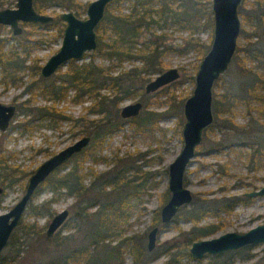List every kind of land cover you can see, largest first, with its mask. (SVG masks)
Instances as JSON below:
<instances>
[{"label":"rangeland","instance_id":"1","mask_svg":"<svg viewBox=\"0 0 264 264\" xmlns=\"http://www.w3.org/2000/svg\"><path fill=\"white\" fill-rule=\"evenodd\" d=\"M63 1L66 2L67 0ZM78 1L86 5L91 0ZM177 1L179 2L180 0ZM200 1L204 6L206 5L207 0ZM247 1L250 2V0ZM243 2L244 0H242L239 6L241 22L240 8ZM14 3L15 0H8L5 6H13ZM128 6L129 2L124 0L117 3L113 2L111 8L114 10L119 8L127 12ZM246 6L248 7L249 4H246ZM63 10L66 9L59 6H49L45 9L44 13L54 15ZM80 16L85 17L86 10ZM31 24L21 22L22 32L20 34H13L12 29L8 25H0V38H2L3 42L0 52L12 51L14 55L19 57L18 59H24V67L17 72L18 75L22 76V80L19 82L6 84L2 80L0 69V102L16 106L8 127L5 130H0V153L6 159L5 163L8 167L7 171L0 169V174L5 172L3 174L7 176L3 179L0 175V186L4 188L0 196V213L8 210L22 195L27 177L43 159L83 135L81 133L73 134V132L77 131V128L73 126V120L69 118L62 119L51 125L47 118H39L35 110L22 111L21 102L29 100L32 108L53 103L57 108L62 109L65 114H69L72 117H77L83 113L87 114V106L91 103V99L88 98H84L80 102L73 101L71 99L75 93V89L73 88L68 90L65 97L57 99L42 95L37 90H35L34 95H31L26 90L27 84L41 76L39 73H31V67L34 62L42 65L60 46L64 21L58 19L53 24ZM245 27L248 33L252 32L250 26L246 25ZM160 31L170 34L166 39V42L169 44H175V42L182 44L183 38L189 33V30L178 28V25H169L164 29L157 28L156 32ZM195 35L199 36L205 43L210 44L212 41V28L210 29L201 25L195 31ZM253 43L260 45L262 37L254 33L248 38L246 36H239L236 49H247ZM237 52L239 58H245L246 66H256V60L244 57L245 55L241 49L240 52L238 50ZM201 57L198 56L196 51L191 49L185 51H167L163 56L165 64L163 70L169 67H176L179 71V77L152 93H145V85L163 70L160 72L150 70L136 72L135 77L131 81L133 86H141L145 96L136 93L132 97L124 98L119 102L117 110L119 113L120 107L124 104L140 100L143 103L140 113L132 118H123L121 127L107 135L102 149L97 152V156L99 154L100 157L105 158L104 160H86L83 164L84 171L92 167V172L99 174L106 171L116 173L121 169H127V174L132 177L136 176V181L140 180V176L142 175L147 176L139 196L130 198L128 219L123 224L125 228L127 226L124 233L145 232V242H147L148 231L154 226L152 224L154 210H160L170 194L168 190L167 167L182 147L181 126L184 120L182 106L185 98L192 92L194 86V80H191L186 75H191L192 73L194 75L197 69L194 68V65L197 64L198 66ZM93 58L96 63L106 64L108 62L102 60L93 50L86 52L76 62L77 64H81L89 62ZM134 66H142V61L137 58L123 60L113 69L112 73L117 74L124 69ZM70 68L71 63L67 62L51 76L43 77L44 82L60 83L70 76ZM243 79L241 67L233 56L227 70L214 84L212 99L214 121L212 122V126L210 125L204 130L202 141L196 146V153L191 158L185 173V184L193 194L192 201L194 203L200 204L211 199H229L233 196L243 198L230 211L220 213L219 220L223 226L207 237L217 236L227 231L243 232L264 222V194L252 197L244 195L245 192L258 189L264 185V158L256 160L246 157V153L252 150L250 144L247 142L251 140L258 142L261 140L264 137V128L254 118L256 114L252 113V116L248 115L245 113L243 106H238L234 115V122L237 127L219 128L215 124V122L220 124L222 119H225L227 116L224 113H221L219 117L216 116L214 112L215 92L236 93L239 91ZM166 87H169L171 93H173L172 96L176 104H178L179 113H174V110L166 113L159 120L158 126L160 128L154 130L153 135L148 130H139L138 124L141 123L146 109L167 110V103L159 102V100H164V96H161L159 99L157 95L160 90ZM100 92L108 96L113 94L111 88H102ZM87 116L89 118L99 117L100 113H89ZM263 119L261 118L260 120ZM216 142L222 148H216L214 146ZM143 152H146V154L144 155ZM71 165L72 162L61 169L60 174L67 172ZM95 178L92 174V181ZM88 181L89 176L86 177V183ZM166 189L168 190V196L164 202H161L162 193ZM60 192L61 194L51 203L48 210L37 211L33 207L35 204H39L52 196L50 189H42L29 201L21 218L24 226H20L19 230H17L18 244L16 246L6 245L2 249L0 256H7L9 258L15 256L16 251L19 250V254L16 260L13 261V264H39L40 262L35 261V258L39 256L40 250L44 245H48L51 250L57 248L62 253L79 246L83 242L81 229L86 225L84 221L87 219H80L77 216L74 195L67 194L64 189H61ZM118 192L119 190L115 192L110 191V188L107 187L103 193L99 194L97 188H93L92 196L98 197L103 202L107 200L114 201V205H116ZM191 202L184 206L190 207ZM97 207V204H92V207L89 209V211H92V216L90 217L92 222L96 219L95 213ZM182 208L179 212L182 211ZM62 209H68L69 213L65 222L57 228L56 233L67 236V239L56 246L54 242L52 244L47 242L45 232L52 216ZM178 213L174 215L170 223L161 227L162 231L159 237H157L154 248L163 245L165 249L168 246L179 244V240L184 235L182 233L190 228L191 221L183 219V215H178ZM176 216L177 218L175 219ZM217 219L213 215H207L201 222L215 221ZM28 224H31V226H26ZM111 243L114 244L115 241ZM106 247V243L98 244L94 246V252L101 253ZM189 247L187 248L188 250ZM263 248V243L253 245L250 249L243 251V253L249 251V254H252L251 257L244 259L242 257H235L231 264H257L258 261H261V264H263ZM167 257L166 253L160 254L149 264H162ZM226 259H228V255L225 254L223 256L205 254L202 258H195L193 256L191 258L183 257L179 264H229L225 263ZM131 262V256L124 253L122 264H131Z\"/></svg>","mask_w":264,"mask_h":264},{"label":"trees","instance_id":"2","mask_svg":"<svg viewBox=\"0 0 264 264\" xmlns=\"http://www.w3.org/2000/svg\"><path fill=\"white\" fill-rule=\"evenodd\" d=\"M8 0H0V6L7 3ZM124 0H112L107 7L105 14L96 27L97 46L93 52L100 56L102 60L108 61L106 64L96 63L94 58L89 62L77 64L76 60H70L71 68L70 76L60 83H45L44 78L39 76L38 79L32 80L26 86L31 95L35 94V90L42 95L49 96L53 99L65 97L70 88L75 89L72 100L80 102L84 98L91 99V103L87 106V114H80L72 117L65 114L62 109L57 108L55 104L39 105L35 108L31 107L29 100L21 102L22 111H37L39 118H47L49 124L62 120H73V126L77 128L73 134L81 133L91 136L88 146L80 152L75 153L67 162L62 164L60 168L51 173L35 190L33 197L42 189H50L52 196L33 207L35 210H48L49 206L55 201L60 190L64 189L67 194L74 195L76 206V214L81 218H86V224L82 229L83 242L75 248L60 253L58 249L51 250L48 245H44L40 250L39 256L35 261L39 264H122L124 253L131 256V264H149L158 255L166 253L167 259L162 264H179L184 257L191 258V254L187 249L195 240L210 236L223 226L219 220L221 212H228L234 206L243 200L239 196H233L229 199H211L200 204L191 202L190 207L184 206L182 211L178 213L183 215V219L191 221L190 228L184 233L179 244L168 246L164 249L163 245L148 250L145 242L146 233H124L127 226L123 224L128 219L129 200L132 197H138L144 187L147 176H140V180L136 181V176L132 177L127 174V169H121L119 172L111 173L106 171L102 174L83 170V164L86 160L105 159L97 156V152L103 147V143L108 134L118 129L122 125L123 118L118 113L119 102L124 98L132 97L136 93L144 95L141 86H133L132 79L135 73L140 70H150L160 72L165 68L163 56L169 50H194L201 57L209 48L210 44L205 43L199 36L195 35V31L201 25L212 28L213 18L211 10V2L207 0L206 5L200 0H127L129 2L128 11L125 12L119 8L112 9L113 2H122ZM244 0L240 14L242 17L241 31L239 36L247 38L254 34L262 37V43L252 44L247 49H236L234 58L237 59L242 75L244 76L238 92H222L214 94V112L216 116L221 113L227 114L222 122L215 124L219 128L237 127L234 122V115L238 106L245 108V113L254 117L259 121V125L264 128V0ZM246 4H249L247 7ZM34 6L40 12H45L49 6H59L64 9L73 10L78 16L85 11V3L78 0H34ZM57 18V13L55 14ZM55 18V19H56ZM202 19V21H201ZM58 19L55 20L57 22ZM54 22V23H55ZM34 25V24H31ZM169 25H178V28L189 30L187 36L183 38V43L169 44L166 42L169 33L165 31L156 32L157 28L164 29ZM246 25L250 26L251 33L247 32ZM3 42L0 38V51ZM243 52L244 57L256 60V66H246L245 58H239L238 52ZM12 51L0 52V69L2 72V80L7 83H16L22 80V76L17 72L24 67V59H18ZM137 58L142 61V66H134L124 69L117 74H113V69L123 60ZM40 64L34 62L31 67V73L37 74L40 71ZM197 68V64L194 65ZM193 80V73L186 75ZM102 88H111L113 94L111 96L100 92ZM158 98L164 96V100L159 102L167 103V110H148L146 109L138 129L141 131L148 130L153 135V131L157 128L159 120L168 112L179 113L178 104L174 101L173 93L169 87H166L157 93ZM89 113L99 114V117L89 118ZM130 121V120H129ZM212 126V124H211ZM242 129V128H241ZM253 131V130H251ZM252 150L246 153V157L250 159L264 158V137L258 142L249 141ZM216 148H222L217 142L214 144ZM145 155L146 152H143ZM6 159L0 153V169L7 171L8 167L5 163ZM72 162L69 170L60 174V170ZM136 171L138 169L135 168ZM5 173V172H3ZM1 173L3 179L7 176ZM92 174L96 177L92 181ZM22 176V175H21ZM20 176V178H21ZM89 181L86 183V177ZM136 181V182H135ZM185 181V179H184ZM252 183V182H251ZM109 187L110 191H118V199L116 205L114 201H101L98 197L92 196V189L97 188L99 194L103 193ZM123 188L122 190H120ZM110 193V192H109ZM121 193V194H120ZM168 196L166 189L162 193L161 202ZM94 198V199H93ZM92 204H97L96 219L92 222L90 217L92 211L89 209ZM177 215V216H178ZM207 215H213L218 218L215 221L201 222ZM175 217V219L177 218ZM152 224L164 227L160 221V210L155 209L152 217ZM21 220L15 227L8 244L15 245L17 243V230L22 226ZM24 226V225H23ZM26 226H31L28 224ZM47 242L58 246L67 239L54 233L48 236L45 232ZM115 241L114 244L111 242ZM106 243L107 247L103 252H94V246ZM264 244V242H263ZM253 245H245L238 249L227 250L219 255H228L225 263L231 264L235 257L249 258L252 254L243 253ZM51 250V251H50ZM19 254L16 251L15 256H0V264H13ZM264 254V248H263ZM34 259V258H33ZM257 264H261L258 261ZM264 264V263H263Z\"/></svg>","mask_w":264,"mask_h":264},{"label":"water","instance_id":"3","mask_svg":"<svg viewBox=\"0 0 264 264\" xmlns=\"http://www.w3.org/2000/svg\"><path fill=\"white\" fill-rule=\"evenodd\" d=\"M34 0H16L15 7L0 8V23L12 27L14 34L22 30L19 21L49 23L53 16L38 12ZM112 0H91L86 5V16L79 17L72 10H64L59 17L65 21L61 44L40 68V75L48 77L68 60L81 59L86 52L97 46L96 27L104 16ZM242 0H211L213 18L212 41L201 57L194 73L192 92L185 98L182 106L183 123L181 126L182 147L175 158L168 164L169 197L160 208V221L163 226L171 222L174 215L193 199L191 190L185 184V173L191 158L195 155L196 146L202 141L203 133L214 121L212 99L214 84L227 70L236 52L237 40L241 31L239 6ZM179 71L169 67L158 73L145 85V93H152L160 87L176 80ZM143 103L134 100L119 109L122 118H132L140 113ZM15 112L13 104L0 102V129L7 128ZM91 136L83 134L72 143L43 159L29 174L25 181L24 192L6 211L0 213V252L7 245L13 229L23 216L29 201L38 186L75 153L80 152L90 143ZM3 187L0 186V195ZM264 194V185L245 192L246 196ZM69 210L62 209L54 214L49 222L46 234L53 235L65 222ZM162 228L154 225L147 233V249L156 245ZM264 242V222L243 232L227 231L217 236L195 240L189 247L190 254L202 258L205 254H220L227 250L238 249L245 245H256Z\"/></svg>","mask_w":264,"mask_h":264},{"label":"flooded vegetation","instance_id":"4","mask_svg":"<svg viewBox=\"0 0 264 264\" xmlns=\"http://www.w3.org/2000/svg\"><path fill=\"white\" fill-rule=\"evenodd\" d=\"M15 2H16V0H15ZM6 4V3H5ZM5 4L3 5V6H0V8H4V7H15V3H14V5L13 6H5ZM33 4H34V1H33ZM86 5H87V3H86ZM109 6V5H108ZM35 7V6H34ZM36 9V8H35ZM107 9V8H106ZM37 10V9H36ZM66 10H70V9H66ZM85 10H86V8H85ZM38 12H40L39 10H37ZM64 11V10H63ZM73 11V10H72ZM106 11V10H105ZM74 12V11H73ZM41 13H44V12H41ZM60 13V12H59ZM59 13H57V18L55 17V14L54 15H52V14H50V15H52L53 16V19H52V21L51 22H49V23H41V22H24V21H19V25H20V23L22 22V23H25V24H31V23H40V24H53L54 22H55V20L56 19H61L60 17H59ZM75 13V12H74ZM76 14V13H75ZM105 14V13H104ZM77 15V14H76ZM78 16V15H77ZM79 17H81L80 15H79ZM56 18V19H55ZM62 20V19H61ZM64 21V20H63ZM2 23H0V25H1ZM3 25H8V24H3ZM11 29H12V27L10 26V25H8ZM21 26V25H20ZM64 26H65V21H64V25H63V29H64ZM21 28H22V26H21ZM12 32H13V30H12ZM21 32H22V30H21ZM20 32V33H21ZM19 33V34H20ZM14 34V33H13ZM62 36H63V30H62ZM61 40H62V38H61ZM61 44V43H60ZM70 60H75V59H70ZM70 60H68V62L70 61ZM67 63V62H66ZM65 63V64H66ZM42 66V65H41ZM41 66H40V68H41ZM60 68V67H59ZM56 72V71H55ZM39 74H40V71H39ZM51 76V75H50ZM49 77V76H48ZM45 78V77H44ZM15 106V105H14ZM15 110H16V106H15ZM126 119H128V118H126ZM9 125V124H8ZM8 127V126H7ZM6 129V128H5ZM4 129V130H5ZM1 130V129H0ZM3 191H4V188H3ZM3 191H2V193H3ZM1 193V194H2ZM1 196V195H0ZM15 229V228H14ZM14 229H13V231H14ZM13 231H12V233H13ZM11 233V234H12ZM10 237H11V235H10ZM10 239V238H9ZM8 242H9V240H8ZM7 245H8V243H7ZM5 248V247H4ZM1 253V252H0Z\"/></svg>","mask_w":264,"mask_h":264}]
</instances>
